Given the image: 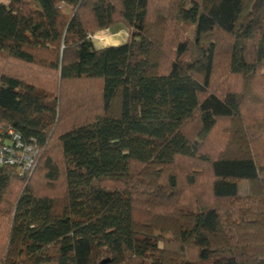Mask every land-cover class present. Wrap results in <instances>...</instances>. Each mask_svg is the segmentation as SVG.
<instances>
[{
  "label": "trees",
  "instance_id": "16d2710c",
  "mask_svg": "<svg viewBox=\"0 0 264 264\" xmlns=\"http://www.w3.org/2000/svg\"><path fill=\"white\" fill-rule=\"evenodd\" d=\"M152 1L0 0V130L35 153L0 169V264H264V0ZM221 50L240 91L210 93Z\"/></svg>",
  "mask_w": 264,
  "mask_h": 264
},
{
  "label": "rangeland",
  "instance_id": "374dc122",
  "mask_svg": "<svg viewBox=\"0 0 264 264\" xmlns=\"http://www.w3.org/2000/svg\"><path fill=\"white\" fill-rule=\"evenodd\" d=\"M153 7H151L150 14L152 15L153 10H159L158 8L161 7L162 3H166L165 0H153ZM151 20L153 16H151ZM191 29H187L186 32L181 33V37L185 38L186 35H190ZM129 37V31L121 24H117L110 29L105 30H93L92 33V40L93 44L96 49L107 48L111 46H118L124 44ZM109 39V40H108ZM105 41V42H104ZM224 44V38L220 40L219 45ZM174 47L176 45L174 44ZM225 48V47H224ZM169 50L172 54V47L165 45L166 52ZM174 53V52H173ZM219 68L214 70L212 82L210 85V93L216 94H223L225 92L239 90V86L234 84V80L231 77L227 78V72L224 68V62L226 64V59L223 58V50L219 52ZM173 55V54H172ZM175 56V55H174ZM12 74H14L17 70L16 69H8ZM264 83V75L259 77L257 81ZM225 86V87H223ZM222 87V88H221ZM74 90V89H72ZM93 94L95 96V88L93 89ZM259 97L256 98V105L252 104H245L243 106L242 118H241V127L246 128L249 135L248 137L254 142V154L257 157L260 156L261 161L264 162L262 155H264V89H257L255 91ZM62 98V97H61ZM65 99V97H63ZM68 106V105H66ZM75 111L72 106H68V110L65 112V117L70 118V112ZM82 116V114L78 115ZM228 127L227 122H219L218 126L212 132L209 141L205 146V151L209 153H219L220 149H224L228 137V133L226 132V128ZM254 138L258 139V143ZM147 215L145 210H141L139 212L138 222L144 223L146 221ZM5 221L2 222L0 225V233H4L7 227L4 224ZM143 227V226H141Z\"/></svg>",
  "mask_w": 264,
  "mask_h": 264
},
{
  "label": "built area",
  "instance_id": "2783aa9c",
  "mask_svg": "<svg viewBox=\"0 0 264 264\" xmlns=\"http://www.w3.org/2000/svg\"><path fill=\"white\" fill-rule=\"evenodd\" d=\"M35 153L21 142L12 129L0 130V169L7 165H22V173L32 168Z\"/></svg>",
  "mask_w": 264,
  "mask_h": 264
},
{
  "label": "bare ground",
  "instance_id": "6f19581e",
  "mask_svg": "<svg viewBox=\"0 0 264 264\" xmlns=\"http://www.w3.org/2000/svg\"><path fill=\"white\" fill-rule=\"evenodd\" d=\"M109 40V39H108ZM105 42V41H104Z\"/></svg>",
  "mask_w": 264,
  "mask_h": 264
}]
</instances>
